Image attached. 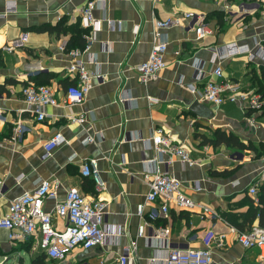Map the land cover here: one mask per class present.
Masks as SVG:
<instances>
[{"label":"crops","instance_id":"obj_1","mask_svg":"<svg viewBox=\"0 0 264 264\" xmlns=\"http://www.w3.org/2000/svg\"><path fill=\"white\" fill-rule=\"evenodd\" d=\"M88 1L20 0L17 11L5 15L6 1L0 0V217L8 212L13 200L33 191L40 181H58L57 198L46 200V211L52 212L70 189H77L90 201L99 197L106 202V222L119 236L115 244L88 250L77 248L66 260L54 264H117L133 240H137V250L129 264H164L168 243L171 247L209 249L213 253L212 264H257L260 250L244 248L237 241L240 232L228 225L221 213L248 210L244 202L249 197L248 186L260 178L264 156L257 158L253 151L224 144L215 146L206 142V137L220 129L237 135L246 144H262L263 113L256 115L253 128L241 104L217 107L204 103L214 118H199L190 111L195 101L200 102L199 96L188 86L194 82L198 67L202 68L199 89L212 79L216 58L225 44L264 46V0H103L93 11L97 23L86 27L82 10ZM241 6L249 15L245 21L234 22L227 10ZM190 11L205 14L213 33L198 40L189 20L165 30L169 46L167 67L155 81L143 85L136 68L149 57L154 23ZM63 19L68 26L80 22L89 30L87 41L94 39L90 49L77 59L65 50L70 34L40 31ZM24 32L29 33L24 48L14 53L3 50ZM75 60H82L91 73L102 78L94 81L82 103L48 107L46 120L38 121L34 108L24 99L23 87L31 82L50 86L56 98L63 99L67 88L76 83L68 71ZM261 61L247 56L228 59L222 62L223 78L256 91L251 87L250 72L254 68L259 71L264 65ZM150 98L158 102L152 103ZM80 115L86 118L84 124L72 121ZM17 123L23 133L15 140ZM160 127L190 152L195 160L193 166L179 159L164 164L167 156L150 148L148 139ZM56 133H62L67 143L48 155L45 145ZM89 137L94 141L88 143ZM92 159L97 160L100 186L81 172V165ZM154 160L182 181L188 197L209 206L220 217L204 215L200 209L187 211L175 207L166 217L158 213L159 206L146 205V213L154 210L159 214L156 226L170 228V238H137L138 228L144 222L136 214L137 206L146 202L150 192ZM54 224L59 229L65 227L60 218L54 217ZM34 239L11 241L9 232L0 229L2 263L9 264L7 260L18 255L23 264H32L37 253Z\"/></svg>","mask_w":264,"mask_h":264},{"label":"built area","instance_id":"obj_2","mask_svg":"<svg viewBox=\"0 0 264 264\" xmlns=\"http://www.w3.org/2000/svg\"><path fill=\"white\" fill-rule=\"evenodd\" d=\"M6 14L17 11V2L20 0H5ZM36 1V0H21ZM103 0H89L82 10L83 23L86 27L94 26L97 21L93 11L98 2ZM234 10L229 8L227 13L234 22L245 21L249 15L243 6ZM182 20H189V27L195 32L198 40L213 33L212 28L206 21L205 14L197 12H185L178 18L167 20H157L154 23V39L152 49L147 61L137 66L139 80L143 85L155 81L160 73L166 69V54L168 42L165 39V30L180 24ZM29 33L24 32L19 37L9 41L3 48L7 53H14L24 48L27 44ZM90 38L84 51L72 50L69 52L75 59L83 52L90 49L93 42ZM247 56L250 60L258 57L264 64V46L256 44L251 47L248 44L232 42L225 44L223 50L218 55V63L212 72L210 79L203 89L198 88V83L202 79V68H197L193 83L188 86L192 93L199 96L202 103H208L221 107L226 103H239L243 106L247 114V120L251 127L256 128V115L263 113L264 101L254 90L244 89L241 85L225 81L223 78L224 69L222 62ZM69 73L74 75L76 83L71 84L63 99L56 98L55 90L50 86L29 83L22 89V94L26 103L34 108V114L38 121H44L48 117L46 108L48 107H70L82 103L86 96L94 87V81L101 79L100 74L91 73L82 60H75L69 68ZM150 102L157 103L158 100L150 98ZM2 111L0 110V116ZM72 121L84 124L85 116L80 115L72 118ZM22 127L17 123L14 128L15 140L21 137ZM94 138L89 137L87 142H93ZM67 143L62 133H56L45 145V150L49 154ZM148 144L157 154L167 156L164 164H171L175 159H179L183 164L193 166L195 160L190 156V152L182 145L176 143L164 128H156L152 137L148 139ZM264 159V157H263ZM150 181V192L146 197V202L137 206L136 214L144 218V222L138 228L137 238L166 239L169 240L171 230L168 227L156 226L155 221L159 214L168 216L171 207L179 210L194 211L200 209L201 213L212 218L220 215L207 205L195 202L183 191L182 181L173 177L168 171H164L157 161ZM97 160L92 159L81 165V172L86 177H92L100 186L102 183L97 174ZM264 181V166L260 171V178L248 186V194L258 202V188ZM239 186V181L235 182ZM60 183L58 181L42 180L33 191L25 192L22 196L13 200L8 207V212L0 217V229L9 232L11 241L24 240L33 237L34 249H43L47 259L57 263L67 259V257L77 248L84 250L92 249L106 244H115L119 236L117 230H113L106 222L107 204L101 198L88 200L79 190L70 189L66 198L62 202L56 203L52 212L45 210L46 200L56 199ZM198 191L201 190L197 187ZM2 187L0 186V193ZM146 205H154L158 208V215L154 210L146 213ZM54 217L63 219L65 227L59 229L54 224ZM221 240V238H220ZM237 241L246 249L258 248L260 257L257 264H264V228L254 226L248 232L239 233ZM137 250V240L131 241L126 246L123 254L119 257L117 264H129L132 254ZM213 253L209 249H197L191 247H171L168 243V251L164 264H212Z\"/></svg>","mask_w":264,"mask_h":264},{"label":"trees","instance_id":"obj_3","mask_svg":"<svg viewBox=\"0 0 264 264\" xmlns=\"http://www.w3.org/2000/svg\"><path fill=\"white\" fill-rule=\"evenodd\" d=\"M41 32L56 33L57 35L70 34L69 40L66 43L65 50L70 52L73 49H80L84 51L87 46L86 36L89 34L88 28L82 27L78 22L75 25L68 26L65 19L61 20L56 26H45L40 29ZM251 87L254 88L262 100H264V65L259 67V71L255 68L250 72ZM75 83V82H74ZM40 86V85H37ZM264 116V107L263 114ZM206 142L212 145H227L233 146L241 151H253L257 154V158L264 156V149L261 151L254 145L244 143L241 139L233 134L223 130H215L212 133V137H206ZM264 148V143L259 144ZM227 172L224 173V175ZM249 195V194H248ZM257 201L250 195L244 202L248 206V210L244 213H237L234 211H227L221 213L223 220L230 226L236 228L240 233L250 231L254 226H260L264 228V182L259 185ZM31 245V241L28 242V246ZM23 248V247H22ZM23 250L26 251L25 248ZM54 264L47 259V256L43 249H38L35 256L32 258V264Z\"/></svg>","mask_w":264,"mask_h":264},{"label":"water","instance_id":"obj_4","mask_svg":"<svg viewBox=\"0 0 264 264\" xmlns=\"http://www.w3.org/2000/svg\"><path fill=\"white\" fill-rule=\"evenodd\" d=\"M190 111L199 118L212 119L214 118V113L211 109L204 103L195 101L191 107Z\"/></svg>","mask_w":264,"mask_h":264},{"label":"rangeland","instance_id":"obj_5","mask_svg":"<svg viewBox=\"0 0 264 264\" xmlns=\"http://www.w3.org/2000/svg\"><path fill=\"white\" fill-rule=\"evenodd\" d=\"M264 101V100H263ZM251 145H254L257 149H260L261 151L264 149L263 147H261V146H259L258 144L256 145L254 142L252 143L251 142ZM256 157H257V154H256ZM263 183V182H262ZM3 258L2 257H0V264H4V263H2L3 262ZM10 260V261H9ZM9 260H7V262H11V263H9V264H23L20 260H19V258H18V255L16 256V257H14V259H9ZM50 264H52V263H50Z\"/></svg>","mask_w":264,"mask_h":264}]
</instances>
